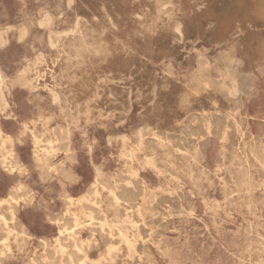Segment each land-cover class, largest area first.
<instances>
[{
    "label": "clouds",
    "instance_id": "1",
    "mask_svg": "<svg viewBox=\"0 0 264 264\" xmlns=\"http://www.w3.org/2000/svg\"><path fill=\"white\" fill-rule=\"evenodd\" d=\"M0 264H264V0H0Z\"/></svg>",
    "mask_w": 264,
    "mask_h": 264
}]
</instances>
